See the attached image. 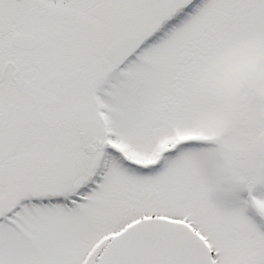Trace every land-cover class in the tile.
Segmentation results:
<instances>
[{
  "label": "snow or ice",
  "instance_id": "obj_1",
  "mask_svg": "<svg viewBox=\"0 0 264 264\" xmlns=\"http://www.w3.org/2000/svg\"><path fill=\"white\" fill-rule=\"evenodd\" d=\"M0 264H264V0H0Z\"/></svg>",
  "mask_w": 264,
  "mask_h": 264
}]
</instances>
